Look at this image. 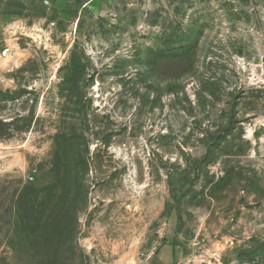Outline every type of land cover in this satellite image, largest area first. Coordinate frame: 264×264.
Here are the masks:
<instances>
[{
    "label": "rangeland",
    "instance_id": "1",
    "mask_svg": "<svg viewBox=\"0 0 264 264\" xmlns=\"http://www.w3.org/2000/svg\"><path fill=\"white\" fill-rule=\"evenodd\" d=\"M0 264H264V0H0Z\"/></svg>",
    "mask_w": 264,
    "mask_h": 264
}]
</instances>
